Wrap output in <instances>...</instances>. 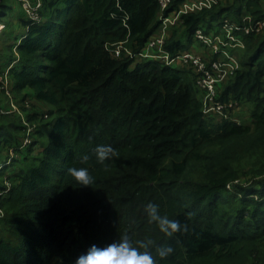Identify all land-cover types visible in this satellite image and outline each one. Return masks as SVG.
Listing matches in <instances>:
<instances>
[{
	"label": "trees",
	"instance_id": "16d2710c",
	"mask_svg": "<svg viewBox=\"0 0 264 264\" xmlns=\"http://www.w3.org/2000/svg\"><path fill=\"white\" fill-rule=\"evenodd\" d=\"M8 1L0 0L5 17ZM226 1L184 15L167 40L170 54L215 22L264 20V0ZM40 13L41 22L22 21L19 64L9 69L12 88L48 108L27 116L39 122L27 151L22 116L0 112V160L10 149L24 155L0 176L11 179L0 264H74L122 233L151 239L157 264H264V30L240 35L241 67L220 91L221 100L248 108L250 122L238 125L204 116L191 70L111 53L120 43L134 54L146 48L160 0H42ZM98 144L118 150L106 165L92 153ZM82 153L90 156L83 163ZM69 167H87L95 183L80 186ZM149 202L183 230L169 237L150 223ZM168 244L174 252L161 260L155 246Z\"/></svg>",
	"mask_w": 264,
	"mask_h": 264
},
{
	"label": "built area",
	"instance_id": "2783aa9c",
	"mask_svg": "<svg viewBox=\"0 0 264 264\" xmlns=\"http://www.w3.org/2000/svg\"><path fill=\"white\" fill-rule=\"evenodd\" d=\"M20 0L23 8L28 14V19L32 22H41L42 0ZM174 0H160V25L157 34L152 37L146 45L148 50H152V55H147L144 50L134 54L130 49L124 46V43L109 47L112 54L120 57L126 54L134 59H146L159 61L170 67L184 65L192 70L195 76L196 88L199 91L202 105V112L205 117L219 121H231L240 125V121L235 117L240 112V107L233 101H223L220 99L221 88L232 79L241 64L234 54V50L245 49V44L240 35L260 34L264 30V20L251 23L252 18L246 17L242 22L225 21L223 28L227 36L223 34H208L203 29H197L194 34V40L210 51L208 56H203L190 50L180 51L171 55L166 49V43L169 33L177 27L184 15L200 13L204 10L213 9L219 5L222 0H186L171 10ZM1 14V10H0ZM2 28L0 22V30ZM23 117V116H22ZM23 123L28 127L27 138L22 144V148L27 147L30 142L31 129L25 119ZM17 158L15 151L12 149L5 160V164H11L13 159ZM9 166V165H8ZM3 165H1L0 170ZM7 186L0 185V200L9 189ZM2 213L0 207V214Z\"/></svg>",
	"mask_w": 264,
	"mask_h": 264
},
{
	"label": "clouds",
	"instance_id": "9594fccd",
	"mask_svg": "<svg viewBox=\"0 0 264 264\" xmlns=\"http://www.w3.org/2000/svg\"><path fill=\"white\" fill-rule=\"evenodd\" d=\"M140 59H136L134 64L138 63ZM186 68L190 70L188 67ZM92 153L95 155L98 163L106 165L107 162L111 161L118 154V150L111 144H98L92 149ZM89 158L88 153H82L80 156L82 163L89 160ZM67 174L80 186L89 187L95 183V178L87 167H69ZM144 211L148 221L156 224L159 230L169 237L183 230V225L180 221L162 214L158 204L149 202L145 206ZM152 247L153 241L151 239H140L134 242L129 234L122 233L119 239L105 246L92 244L75 259L74 264H157L151 251ZM173 252L174 248L171 244L155 246V253L161 260L170 257Z\"/></svg>",
	"mask_w": 264,
	"mask_h": 264
},
{
	"label": "rangeland",
	"instance_id": "374dc122",
	"mask_svg": "<svg viewBox=\"0 0 264 264\" xmlns=\"http://www.w3.org/2000/svg\"><path fill=\"white\" fill-rule=\"evenodd\" d=\"M16 1L20 4V6H19V4L17 6H19V8L21 7V9L24 11L26 17H28L26 10L23 8V4L20 3V0H16ZM35 1L36 0H34L31 4L32 5L35 4ZM15 16H16V14L15 13L13 14L12 11L8 12V15L6 17H5V14H0V22L2 25V28L0 30V55H1V57H2V55H5V57L3 59H5V63L8 66L7 69H5L3 74L0 76V107H1L0 112L3 114H9V113L17 112L19 115L23 116L22 118L27 121V123L29 124V127L31 129L30 139H31V142H33L34 141L33 135H34V132L39 129V122L38 121L32 122V123L28 122L27 116L30 113H33V114L38 113V115H42L47 111L48 108H46L44 105L36 102L30 91H26L27 96L23 99L22 95H20L17 91H15L12 88V82H11L10 76H9V69L14 67V65L19 64V62H17L19 59L17 46L19 43L18 39L21 37L18 35L17 31L15 32L13 30L14 29L13 19ZM248 16H250L252 18V21H251L252 24L257 22L254 20V18L250 14L244 15L242 20L244 21V19ZM228 21H231V20H228ZM231 22H233V21H231ZM240 22H242V21H240ZM236 23H238V22H236ZM223 26H224V23L219 26L218 23L215 22L213 25L214 29L210 30V32L207 31L206 33L212 34V35L223 34L224 37H226L227 32L225 31ZM11 27H13V28H11ZM217 28H218V30H217ZM214 30L217 32H215ZM17 35L19 36L18 38H17ZM234 54H236V56L239 59L238 61L241 64L242 52L237 54L236 51L234 50ZM11 57H13L16 60L12 59V61H11ZM44 117L47 118L46 115H44ZM235 117L240 121L241 124L242 123L247 124L250 122L249 110L245 106H241L240 112H237ZM24 126H25V124H24ZM26 135H27V133H26ZM31 142L29 145H31ZM29 145L26 147L27 149H25L24 151L28 150ZM10 150L5 152L4 155H6V153L8 154L10 152ZM13 150L15 151L16 156L21 160L24 155L18 154V151H16L15 149H13ZM33 150L34 151L32 152V154H34V156L37 155V153H39V150H40L39 145L37 144L36 146H34ZM5 160L6 159L0 160V167H1V165H3L2 169L0 170V173H1L0 176L4 175L6 173V170H5L6 168H8V171L12 170V167H10L11 164L6 165ZM20 165H21V163L19 161H17L15 163V168L18 169V167H20ZM7 180L8 181L11 180L10 176L6 175L3 177H0V185H2L3 187L7 186V184H5V181H7ZM236 182L239 183L240 181L238 180ZM8 185L11 186L10 182L8 183ZM1 201H2V199L0 200V207H1V211H2V213L0 214V219L5 217V211L1 206Z\"/></svg>",
	"mask_w": 264,
	"mask_h": 264
},
{
	"label": "crops",
	"instance_id": "0c3cea01",
	"mask_svg": "<svg viewBox=\"0 0 264 264\" xmlns=\"http://www.w3.org/2000/svg\"><path fill=\"white\" fill-rule=\"evenodd\" d=\"M9 3V9H10V11H12L13 12V14L15 13L16 14V16L14 17V19H13V22H14V31L16 32H18V35L19 36H21L19 39H18V41H20L21 39H22V37L25 35V33L27 32V28H25L24 26H23V24H22V21H28V17H26V15H25V13H24V11L21 9V7L19 8V6H20V4L16 1V0H9L8 1ZM21 3V2H20ZM230 4V5H232L233 3H234V0H227L226 2H225V4ZM19 4V6H17ZM9 11V12H10ZM160 14H158V16H157V20H160ZM12 20V19H11ZM228 20H231V19H226L225 21H228ZM231 21H233V20H231ZM179 27V26H178ZM11 28H13V27H11ZM157 31L158 30H156V32H155V34L152 36V37H154L156 34H157ZM20 32V33H19ZM17 35V38L19 37ZM170 36H171V32L169 33V35H168V39L170 38ZM189 41H187V40H185V39H183V44H187ZM187 50H190V51H192V52H195V53H197V54H200V55H203V56H208L209 55V53H210V51L208 50V49H206V48H203L202 47V45H200L199 43H197L195 40H193V42H191L189 45H188V48H187ZM236 51V53L238 54V53H240L241 51H239V50H235ZM238 51V52H237ZM144 53L145 54H147L148 56L149 55H152L153 54V52H152V50H148L147 48H145L144 49ZM5 57V55H2V57H1V55H0V67H3V66H5L6 65V63H5V59H3ZM143 60H150L149 58H146V59H140V60H138V63H140L141 61H143ZM174 68L175 69H179V70H188L184 65H176V66H174ZM189 71V70H188Z\"/></svg>",
	"mask_w": 264,
	"mask_h": 264
}]
</instances>
